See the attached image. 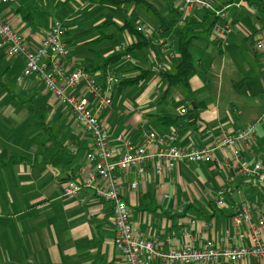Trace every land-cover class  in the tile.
<instances>
[{
  "label": "crops",
  "instance_id": "obj_1",
  "mask_svg": "<svg viewBox=\"0 0 264 264\" xmlns=\"http://www.w3.org/2000/svg\"><path fill=\"white\" fill-rule=\"evenodd\" d=\"M175 1L16 0L0 4V17L30 49L39 45L54 22H60L70 51L64 62L67 71H112L123 78L151 71L138 84L112 87V104L100 114L111 137L122 133L139 142L144 127L162 134L176 129L179 146L200 147L214 140L206 129L238 130L254 123L255 138L237 148L243 159L264 164V122L260 121L264 71L254 46L256 31L264 28V0H243L240 7L227 10L232 32L224 48L211 39L215 22L211 14L198 9L191 17L182 16L175 10ZM236 1L214 0V5ZM158 15L173 26L159 30ZM126 22L142 33L148 29L152 40L146 48L105 64L109 55L139 41L119 30ZM177 27L193 37L189 51L191 56L196 53L198 64L192 56L190 92L170 97L175 99L173 105L184 96L188 100L167 116L163 102L176 88L165 94L161 73L173 72L179 62ZM154 65L161 67L152 71ZM22 67L21 57H9L0 47V264H123L113 243L108 204L88 189L76 198L61 195L65 181L79 180L82 171L92 169L85 159L90 135L76 127L69 109L33 76L20 82L17 92L8 90L3 78L12 72L15 82ZM229 156L226 149H215L209 159L180 164L161 174L154 172L150 161L143 175L128 171L122 179L123 195L130 222L140 236L156 240L164 249H179L187 242L184 234L190 232L202 248L231 229L230 217L238 203L259 201L262 195L252 180L228 166ZM130 181H138L135 189L127 186ZM221 189L225 195L216 204L212 198ZM150 264L166 263L153 260Z\"/></svg>",
  "mask_w": 264,
  "mask_h": 264
},
{
  "label": "built area",
  "instance_id": "obj_2",
  "mask_svg": "<svg viewBox=\"0 0 264 264\" xmlns=\"http://www.w3.org/2000/svg\"><path fill=\"white\" fill-rule=\"evenodd\" d=\"M16 0H0L8 4ZM243 0L217 7L214 0H176L175 10L178 14L191 17L195 10H204L214 17L211 28L212 41L221 48L228 44L232 25L227 20V10L240 7ZM148 29L143 35H150ZM65 30L56 21L45 33L41 42L34 49L26 47L23 37L0 17V47L9 57H21L23 67L15 77V82L33 76L43 85L47 93L56 101L66 106L75 119V125L91 137V145L86 151L85 159L92 164L90 171H82L79 180L70 179L62 184L61 195L64 198H76L82 190L88 189L93 195L105 201L112 214L114 237L113 243L122 257L123 264H150L159 260L166 264H237L251 261L262 264L264 261V164L249 162L240 156L237 145H247L255 138V124H247L238 130L219 127L206 129L214 140L208 146L184 148L177 144L178 131L156 133L143 129L141 139L135 142L122 133L111 137L107 126L100 120V114L111 106L112 87L119 85L123 77L112 71L103 74L85 68L67 71L64 62L69 58V48L65 43ZM255 49L264 61V37L257 36ZM173 51L171 55H175ZM161 65L152 66V71ZM236 111V109H234ZM264 122V111L260 115ZM116 147H118L116 149ZM226 149L229 152L228 166L233 165L239 175L252 180L261 193L259 201H241L230 217L232 228L223 231L215 241H208L204 247L195 245L193 236L186 232L185 245L179 249H164L156 240H146L140 236L138 228L129 219V209L123 195L125 187L122 180L133 169L143 175L148 161L152 163L157 174L172 171L180 164L195 163L211 158L213 150ZM217 164L220 161H216ZM138 181H130L127 186L135 189ZM225 190H219L212 198L216 204L221 203ZM83 201V199H81Z\"/></svg>",
  "mask_w": 264,
  "mask_h": 264
},
{
  "label": "trees",
  "instance_id": "obj_3",
  "mask_svg": "<svg viewBox=\"0 0 264 264\" xmlns=\"http://www.w3.org/2000/svg\"><path fill=\"white\" fill-rule=\"evenodd\" d=\"M130 1V0H127ZM137 1V0H133ZM102 3H111V4H119L121 2H126V0H100ZM147 7L151 9V11L157 15L158 12L154 7L151 5L147 4ZM162 25L160 26L159 30L161 28H165V30H168L170 27L173 26L172 22H166L163 18H160L158 15ZM119 30H126L130 34L138 37L139 41L134 42L133 44L127 46L125 49L117 51L109 55L105 59V64L109 63H114L120 60L123 56L130 54L136 50H141L143 48H146L151 40L152 37H145L141 31H139L137 28H134L130 23L126 22L122 27L119 28ZM189 31L188 30H182L180 32V35L177 40V51H178V56H179V62L175 66V69L173 72L170 73H161L162 79L166 83V88H165V94H167L172 88H182L188 93L190 92V86H189V76L191 72L193 71V62H192V56L189 51V45L193 37L189 36ZM151 71H146V70H140L139 74L133 77H127L123 78L120 82L119 85L121 86H130V85H135L140 83L141 81L145 80ZM2 83H0V86ZM3 86V85H2ZM1 86V87H2ZM172 120V119H171ZM9 162H13L10 160ZM8 163V162H6ZM5 163V164H6ZM3 264H13V263H3Z\"/></svg>",
  "mask_w": 264,
  "mask_h": 264
},
{
  "label": "rangeland",
  "instance_id": "obj_4",
  "mask_svg": "<svg viewBox=\"0 0 264 264\" xmlns=\"http://www.w3.org/2000/svg\"><path fill=\"white\" fill-rule=\"evenodd\" d=\"M200 12H204V13H206L204 10H200ZM211 16V15H210ZM212 17V16H211ZM203 26H205V24L203 25ZM183 29H182V27H177V29H176V33L179 35L180 34V32L182 31ZM206 32V31H205ZM256 33H257V36H262V37H264V28L262 29V31L260 32V30L259 31H256ZM204 37V36H203ZM257 54H259V51L258 50H256L255 51ZM196 54V53H195ZM192 55L193 56V62L197 65L198 63V58H197V55ZM260 66L262 67V70L264 71V61H262L261 60V58H260ZM3 80H6V83H7V89L8 90H10L11 92H13V91H15V92H17V90L19 89L18 88V84L19 83H16V82H14V79H13V77H12V72L11 73H8V75H6L4 78H3ZM162 82H164V81H162ZM1 92H3V91H1V89H0V93ZM174 93H179V94H181V93H184L185 95H186V92H185V90L184 89H182V88H176L175 90H173V92H170V94H168V96H167V98L164 100V102H163V104L165 105V114L167 115V116H172V114L177 110V108H179V107H183V105L185 104V102L188 100V97H186V96H184V100H182V99H177L175 102L177 103V105L175 104V105H173V101L175 100H173L172 101V98H170L171 97V95H174ZM170 95V96H169ZM175 96V95H174ZM23 100V99H22Z\"/></svg>",
  "mask_w": 264,
  "mask_h": 264
}]
</instances>
